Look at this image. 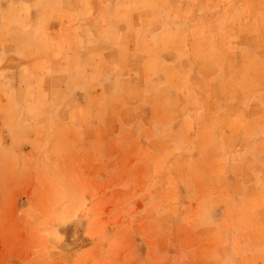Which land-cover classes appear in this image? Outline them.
Segmentation results:
<instances>
[{
  "label": "rangeland",
  "instance_id": "rangeland-1",
  "mask_svg": "<svg viewBox=\"0 0 264 264\" xmlns=\"http://www.w3.org/2000/svg\"><path fill=\"white\" fill-rule=\"evenodd\" d=\"M0 264H264V0H0Z\"/></svg>",
  "mask_w": 264,
  "mask_h": 264
},
{
  "label": "bare ground",
  "instance_id": "bare-ground-1",
  "mask_svg": "<svg viewBox=\"0 0 264 264\" xmlns=\"http://www.w3.org/2000/svg\"><path fill=\"white\" fill-rule=\"evenodd\" d=\"M262 74V73H261ZM239 88V87H238Z\"/></svg>",
  "mask_w": 264,
  "mask_h": 264
}]
</instances>
